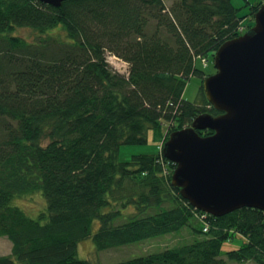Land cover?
I'll list each match as a JSON object with an SVG mask.
<instances>
[{"label":"trees","instance_id":"16d2710c","mask_svg":"<svg viewBox=\"0 0 264 264\" xmlns=\"http://www.w3.org/2000/svg\"><path fill=\"white\" fill-rule=\"evenodd\" d=\"M244 18L232 0H0V237L13 244L0 264H92L79 256L85 239L107 250L184 229L192 240L100 264H264L263 210L195 208L172 185L176 164L162 150L119 159L123 144H146L150 131L162 147L199 114H219L203 85L197 101L185 87L212 74L197 59L239 36ZM34 193L45 200L38 214L17 202Z\"/></svg>","mask_w":264,"mask_h":264},{"label":"water","instance_id":"95a60500","mask_svg":"<svg viewBox=\"0 0 264 264\" xmlns=\"http://www.w3.org/2000/svg\"><path fill=\"white\" fill-rule=\"evenodd\" d=\"M214 65L203 88L219 114L201 113L169 135L162 153L176 164L171 183L215 216L242 207L264 211V3L248 31L215 51ZM207 129L213 132L200 133Z\"/></svg>","mask_w":264,"mask_h":264},{"label":"rangeland","instance_id":"374dc122","mask_svg":"<svg viewBox=\"0 0 264 264\" xmlns=\"http://www.w3.org/2000/svg\"><path fill=\"white\" fill-rule=\"evenodd\" d=\"M164 1L168 6H170L173 2V0ZM232 2L237 8H239V16L245 17L243 19V22L247 25L252 24L253 26L255 23V15L252 14V6L258 4L260 0H232ZM53 33L63 37L65 36V31L63 29L53 30ZM15 34L20 35L28 40H34L37 37L36 31L29 27H18L15 30ZM106 57L108 62L114 69L123 74H128L129 64L125 60L111 53L110 51L107 52ZM205 61L207 64L204 63L202 58H198L196 63L198 67L205 70L207 74L215 73L216 69L214 65V55L209 56L207 59L205 58ZM203 81V78L199 75L192 76L187 81V85L184 91V97L190 101L201 100V98L203 97L201 93V86L203 85ZM160 142L162 143V141H159V143L155 141L154 132L150 131L149 141L146 144H123L120 148L119 159L121 161H129L136 154H157L162 150ZM17 202L32 214L37 213L39 209L45 205L44 198L38 193H34L33 195L27 197L18 198ZM129 210H132V208H128L126 212H128ZM32 214L29 215L32 217H36L38 213L36 215ZM98 226L99 222L96 221L93 229H98ZM192 239V233L188 229H184L183 231L168 235H160L125 246L114 247L107 250H99L96 247L93 239L88 238L79 244V256L81 258L88 259L92 264L115 263L121 260L160 251L166 247L176 246ZM241 242L242 239L240 237H237L235 240L225 241V243L223 244V252L238 248ZM12 247L13 244L8 237H0V255L10 254L12 251ZM228 264L255 263L229 261Z\"/></svg>","mask_w":264,"mask_h":264},{"label":"built area","instance_id":"2783aa9c","mask_svg":"<svg viewBox=\"0 0 264 264\" xmlns=\"http://www.w3.org/2000/svg\"><path fill=\"white\" fill-rule=\"evenodd\" d=\"M242 29H243V28L241 27L240 30H242ZM204 61H205V59H204Z\"/></svg>","mask_w":264,"mask_h":264}]
</instances>
